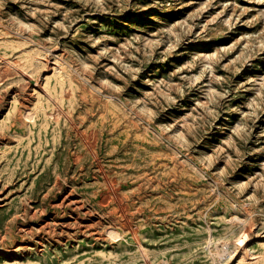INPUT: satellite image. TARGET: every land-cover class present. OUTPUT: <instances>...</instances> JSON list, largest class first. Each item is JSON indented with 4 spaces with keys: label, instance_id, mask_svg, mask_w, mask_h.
Listing matches in <instances>:
<instances>
[{
    "label": "rangeland",
    "instance_id": "obj_1",
    "mask_svg": "<svg viewBox=\"0 0 264 264\" xmlns=\"http://www.w3.org/2000/svg\"><path fill=\"white\" fill-rule=\"evenodd\" d=\"M0 264H264V0H0Z\"/></svg>",
    "mask_w": 264,
    "mask_h": 264
},
{
    "label": "bare ground",
    "instance_id": "obj_2",
    "mask_svg": "<svg viewBox=\"0 0 264 264\" xmlns=\"http://www.w3.org/2000/svg\"><path fill=\"white\" fill-rule=\"evenodd\" d=\"M31 83H32V82H31ZM27 84H28V83H27ZM38 87H39V86H38ZM117 126H118V125L115 124L113 128H116ZM128 127L131 128V125H129ZM72 129H73V128H72ZM73 130H74V129H73ZM77 132H78V131H77ZM78 133H79V132H78ZM80 135H81V134H80ZM80 135H79V136H80ZM81 137H82V136H81ZM82 138H83V137H82ZM80 139H81V138H80ZM81 140H82V139H81Z\"/></svg>",
    "mask_w": 264,
    "mask_h": 264
}]
</instances>
